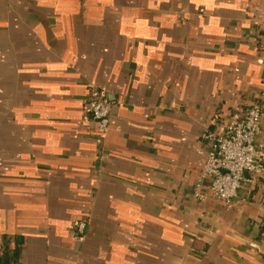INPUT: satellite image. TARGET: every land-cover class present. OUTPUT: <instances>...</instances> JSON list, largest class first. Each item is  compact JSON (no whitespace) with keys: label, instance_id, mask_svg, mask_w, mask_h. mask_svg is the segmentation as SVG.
Instances as JSON below:
<instances>
[{"label":"crops","instance_id":"crops-1","mask_svg":"<svg viewBox=\"0 0 264 264\" xmlns=\"http://www.w3.org/2000/svg\"><path fill=\"white\" fill-rule=\"evenodd\" d=\"M262 93L264 0H0V264H264V175L194 197Z\"/></svg>","mask_w":264,"mask_h":264},{"label":"built area","instance_id":"built-area-1","mask_svg":"<svg viewBox=\"0 0 264 264\" xmlns=\"http://www.w3.org/2000/svg\"><path fill=\"white\" fill-rule=\"evenodd\" d=\"M260 99L244 111L233 113L226 124L215 132L207 131L203 138L210 141L206 161L195 187L194 197L203 198L206 187L216 199L230 204L237 197L244 183H251L252 177L264 175V149L257 145L261 133L264 93ZM85 113L99 132V141L109 131L111 103L106 93L92 86ZM247 173L253 176L248 179ZM87 219L75 223V239L81 241L87 229ZM264 228V216L261 229ZM258 248L257 242L251 243Z\"/></svg>","mask_w":264,"mask_h":264},{"label":"trees","instance_id":"trees-1","mask_svg":"<svg viewBox=\"0 0 264 264\" xmlns=\"http://www.w3.org/2000/svg\"><path fill=\"white\" fill-rule=\"evenodd\" d=\"M260 240H264V228L261 229Z\"/></svg>","mask_w":264,"mask_h":264}]
</instances>
